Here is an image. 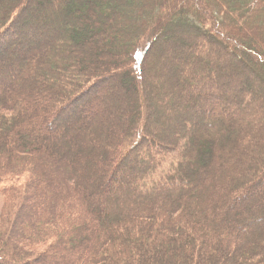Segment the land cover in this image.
Returning a JSON list of instances; mask_svg holds the SVG:
<instances>
[{"label":"trees","instance_id":"16d2710c","mask_svg":"<svg viewBox=\"0 0 264 264\" xmlns=\"http://www.w3.org/2000/svg\"><path fill=\"white\" fill-rule=\"evenodd\" d=\"M0 264H264V0H0Z\"/></svg>","mask_w":264,"mask_h":264},{"label":"rangeland","instance_id":"374dc122","mask_svg":"<svg viewBox=\"0 0 264 264\" xmlns=\"http://www.w3.org/2000/svg\"><path fill=\"white\" fill-rule=\"evenodd\" d=\"M35 12H33V14H35V15H32V16H35V17H37V16H39V17H42V18H44L43 16H45V13H46V11L45 10H41V9H34V8H32ZM38 17V18H39ZM45 19H46V17H45ZM47 20V19H46ZM48 22H49V24H48ZM51 24H52V22H50V21H48L47 20V25L45 26L48 30V32L49 33H51V32H55V30L54 29H56V28H53L52 26H51ZM54 30V31H53ZM43 32V31H42ZM41 32V33H42ZM49 33H48V35H49ZM45 34H46V32H45ZM44 34V35H45ZM39 42H42V40H40ZM10 51H11V49H9L8 51H6V54L5 55H9L10 54ZM110 90V89H109ZM108 90V92H110ZM253 90H255V97L257 98V97H259V93L256 91V88L254 87L253 88ZM112 92H113V90H111ZM109 94H106V95H104L103 97H107ZM104 99V98H103ZM153 103V102H152ZM156 105H157V103H156ZM158 115H161V113H160V111H158L157 112V117H158ZM76 117H78L76 120H78L79 121V124L81 123V121H83V120H81V118H83V117H85L86 119H87V115L85 114V113H79V115L77 114L76 115ZM66 131H67V133H70V135H72L73 133H74V129H73V127H67L66 126Z\"/></svg>","mask_w":264,"mask_h":264}]
</instances>
